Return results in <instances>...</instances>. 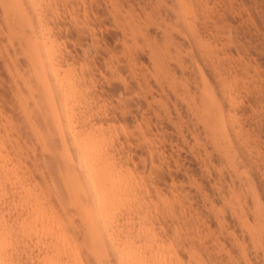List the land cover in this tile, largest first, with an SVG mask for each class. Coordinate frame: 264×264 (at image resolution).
<instances>
[{
    "label": "rangeland",
    "instance_id": "rangeland-1",
    "mask_svg": "<svg viewBox=\"0 0 264 264\" xmlns=\"http://www.w3.org/2000/svg\"><path fill=\"white\" fill-rule=\"evenodd\" d=\"M189 2L185 0V7L183 6V9H181L178 0H44L38 4V9L40 8L39 12L34 14L32 12V6L34 4L30 1H26L23 5H18L7 0L6 2L0 1V123L2 122L4 126L9 124L14 125L15 134L19 137V141L23 145L25 158H27L25 164L33 171L31 173L35 175L33 179H35L37 184L43 186L40 171L47 173V169L43 166L44 161H42L43 158H45L42 157L45 156L43 155L44 151H42L41 144L36 141L37 139L32 135L29 127H26L28 123L19 108L17 98L15 99L17 87L23 90L25 89L21 78H31V66L28 56L29 51L25 40V36L31 34V29L29 30V25L25 23L21 15L22 11L26 10L32 17L34 28L38 29V20H41L40 22L44 30H37L38 32H51L50 41L51 43L53 42L52 45L55 48L54 52L55 54H59L61 61H63L62 64L65 63V69L68 68L67 70L77 76L76 79L82 81L81 84L85 80L83 87L85 86L84 91L87 97L84 96L85 99H88V107L90 106L88 108V113L91 112L93 115L91 117L92 123L94 122L93 125L99 130L102 129L105 132L110 131V138L103 142L107 144L106 149L111 152L113 150L112 154L118 166H124L128 169L129 173L132 172L131 175L134 173L132 177L135 179L137 182L136 185L138 186L135 192L141 202L145 201L144 203H146V205L149 204L147 205L148 209L143 207L142 209H144V212L145 210H151L152 212H150V215L147 217H152L151 220L154 222V226H152V228H154L152 230L154 233L157 232L156 234L159 241L161 239V244L164 245L165 243L164 247L166 246L165 248L168 253L167 264H217L216 262L221 259L220 257H222V261H218L220 264H223V262L224 264H264V133H262L264 132V0H189ZM143 8L146 10H143ZM127 26L130 27L128 28ZM190 26H192V28ZM157 32H159V34ZM172 32L173 37L171 36ZM184 32L186 35H184ZM188 32H201L202 34L199 33V35L205 33L209 35H204V37H202L206 40L211 39L210 41H213V43L210 45V41H207L209 47L211 46L212 49L218 48V54L220 56L224 54L221 61H226L228 64L225 63L230 65L228 69L226 64H220L221 68L225 65L223 69L225 73L227 71V74H229V77H227L226 74L224 75L227 79L233 78L234 70L240 73L236 75L235 72V77L237 78H233V82L229 79L228 84L232 83L230 84L231 86L228 85L230 87L227 86L228 93H219V97L222 96V94L224 95L221 98L222 101L224 100L222 105L224 107L226 106L227 108H225L227 111H230L229 113L232 112L231 114L235 117H233V124L229 126L231 130L236 127L233 131L230 130L233 136H231L232 143H235L234 145L231 144V150L225 143L223 145V142L216 145L213 141V143L210 142L211 140L209 139L205 140L207 136L201 130L196 131L198 134H196L197 137L195 135L193 136L196 132L194 131L191 119H188L187 115H184L187 121L183 120L182 124L181 119L184 118L179 120L175 118V122L171 121L168 118L167 111H169V113L172 112L171 115L176 117L175 109L173 108L174 99L171 98L173 101L169 100L167 104L169 108H165L162 104L163 98H159L162 89H167L171 92V87L164 83L167 86L164 85V87L161 88L162 84H158L157 78H154L158 71L156 64L152 62L153 58L151 52L156 46V41H160L161 43L162 41L164 42L162 43L164 46L160 42L157 45L161 49L165 48V45L170 47L168 49L171 54H175V50L179 49L177 54L178 58L181 56L179 54H183V52L185 54L183 55L184 57L181 56L182 58L180 59H184V63L189 65V70L186 72L190 73L189 71H191V75L188 74L189 76H187L186 73H184V75L181 74L180 71L177 72L176 81H179L177 85H181V80L185 81L189 79L187 77L190 76L192 77H190L189 80H191V84L194 85L193 77H196V80H200L199 69L200 71L204 69L205 75L207 77L210 76L209 66L206 67V64L203 63L197 51L190 47L193 41L190 40L191 38L188 36ZM166 33L169 35H165ZM220 33H224L223 36L225 37L222 38V36L219 35ZM160 34H163L162 38H159L161 37ZM155 36L157 37L156 39ZM184 36L187 38L189 37L188 39L190 41L184 38ZM169 37L171 43L169 42ZM145 38H148L149 40H147L150 43ZM166 38H168V40H166ZM172 39H175V42L177 39L179 44L175 42V44H173ZM184 39H186L187 44ZM144 42L146 43L144 44ZM167 42H169V44H166ZM181 42L185 45H182ZM218 44H220V46ZM221 44L224 47H221ZM141 45L145 47V50ZM173 45H176L177 48ZM178 45H181L183 48ZM216 45L217 48L215 47ZM146 47H148L147 50ZM185 47H189V49ZM141 51L143 53H141ZM189 51H191V54ZM192 52H194V58L196 59L198 57L197 59L201 61L194 59L200 63H198V66L201 67L199 69L195 61L192 63ZM215 53L217 54V52ZM57 54L56 56H58ZM147 54L149 56H147ZM225 54L229 56L226 57L227 55ZM138 56H140V58ZM142 56H144V59ZM62 57H64V60ZM140 59L142 62H140ZM189 59L191 60L189 61ZM172 62L175 61L173 60ZM147 63L150 64L148 65ZM239 65H241L240 68ZM191 66L193 69L190 70ZM142 67H144V70ZM137 68L139 69L138 73ZM192 71H195V73H192ZM243 72L246 74H243ZM147 73L148 75H146ZM141 74L144 77L146 75V77H142ZM137 78L139 83L137 82ZM182 78H184V80ZM144 79H147L145 80L146 82H143ZM85 82H87V84ZM18 84L20 86H17ZM148 86L151 87V89ZM155 86L158 87V90L155 89ZM138 88L142 90H139V92ZM153 88L154 91L152 90ZM140 93L142 94L140 95ZM144 97L147 99L145 98L144 100ZM152 98H154V100ZM254 98H257L256 101ZM148 99L151 101L149 100V102H147ZM156 102H158V104ZM170 104L171 106H169ZM182 105L184 104L180 101L179 106ZM160 106H162V108ZM157 108L159 110L161 109V114ZM10 111L13 113L10 114ZM96 111L97 113H95ZM153 111H156V114ZM182 111L183 116L184 109H182ZM163 113H166L164 115L165 117H163ZM2 115L4 118L6 115V118L3 119ZM156 117L159 120H157ZM155 121H157L158 124ZM164 121L165 123H163ZM156 124L158 127H155ZM179 125L181 127L180 131L179 127H177ZM186 125L189 127L187 128ZM190 127L193 132L191 130L188 131ZM237 129L241 130L236 131ZM163 131L167 134L163 133ZM156 132L160 133V138L157 137L159 134H156ZM181 133L184 135H181ZM186 134H189V136L186 137ZM235 135H237L239 139L235 137ZM241 135H244L242 139L240 138ZM171 136H173V139L170 138ZM198 136L204 141L201 142ZM163 138L168 140L165 141ZM194 138L199 140L200 147H197L198 141ZM247 138H249V141H247ZM162 140H164L163 142H165V144ZM173 140L176 141V146L173 145ZM237 140H240L242 147L237 145L239 144ZM187 141L190 143H186ZM177 142L178 145L182 147H179ZM203 144L205 146H203ZM219 144L221 145L219 146ZM192 145L194 148L197 147V149H194ZM215 145L217 147H215ZM206 147L208 148L206 149ZM247 147H249V149H247ZM180 148H182V150ZM190 148L193 149H191L192 152H190ZM216 148L218 150H216ZM226 149L229 150L228 156L225 155ZM206 150H208V152L210 151V157L212 154L214 155L211 158L208 157V154L205 153ZM178 151L181 154H178ZM194 151H196L194 153V156L197 155L196 157L193 156ZM200 151L204 153L201 154ZM212 151L215 152L213 153ZM198 152H200V155ZM27 153L30 154L28 155ZM220 153L222 154L220 155ZM216 154L218 155L216 156ZM242 155L246 158H243ZM161 156L165 157L163 158ZM218 156H220V158ZM209 158L211 160H209ZM144 160L146 161L144 162ZM36 167L38 169H35ZM35 170L39 173L37 174ZM8 205L9 204H7L6 207L7 209L9 207ZM5 213H7V210H5ZM251 227L253 229H251ZM81 234L82 233H78L79 236H81ZM229 241H232L233 244ZM195 242H197L196 247L194 244ZM23 245L21 241H10L7 243L5 250L13 255L17 253V251L22 250ZM224 245L226 247L228 246V248L226 249ZM222 246L225 247V249H223ZM234 246L236 251L232 249ZM217 247L219 248L218 250ZM244 247L246 249H244ZM205 250L207 254H205ZM218 251L222 254H219ZM245 253L249 254H246L248 259H246ZM231 255H233L236 261L232 259L233 257ZM169 258L170 262L168 263ZM210 258H213V260ZM229 258H231V261ZM258 260H260V262H256ZM23 262L25 263V261L22 260L18 264H23ZM25 264H30V262L27 261Z\"/></svg>",
    "mask_w": 264,
    "mask_h": 264
},
{
    "label": "bare ground",
    "instance_id": "bare-ground-1",
    "mask_svg": "<svg viewBox=\"0 0 264 264\" xmlns=\"http://www.w3.org/2000/svg\"><path fill=\"white\" fill-rule=\"evenodd\" d=\"M0 1L6 2V0H0ZM7 1H11V2L18 4V5H23V3H25L26 1H30L31 3L34 4L32 6L33 7L32 12L34 14L35 13L37 14L39 12V9H40V8L38 9V4H39V2H43L44 0H42V1L41 0H7ZM178 1H179L180 8L183 9V6L185 7V4H184L185 0H178ZM187 1L189 2V0H186V2ZM151 2H150V4H151ZM35 4H37V5H35ZM112 4H114V3H112ZM179 6H178V8H179ZM143 10H146V9L143 8ZM181 11H183V10H181ZM145 13H147V12H145ZM179 13H181V12H179ZM21 15H22L25 23H27L29 25V27H30L29 30L31 29L30 30L31 34L29 36H28V34L25 36L26 45H27V48L29 51L28 56H29V61H30V66H31V78L30 79L29 78L26 79L23 77L21 78L23 81L25 89L23 90L20 87H17V86H20L18 84L16 86L17 92H16L15 99L17 98L19 108L21 109V112L23 113L24 118H25L26 122L28 123V126H26V127H29L32 135L37 139L36 141H38L41 144L42 151H44L43 155H45V156H42V157H45L42 160V161H44L43 166L47 169V173L40 171L41 178L43 180V186L37 184L35 179H33V176H35V175H33V173H31L33 171H31L27 167V165L25 164L27 158H25L26 156L24 155L23 145L20 143L19 137L16 136L17 134H15L14 125L13 124H9V125L6 124L7 126H4V125H2V122H1L0 123V264H18L22 260H24L25 263L27 261H29L30 264H167L168 253H167L166 248H165L166 246L164 247L165 243H164V245L161 244V242H160L161 239L159 241L157 234H156L157 232L154 233V231L152 230L154 228V227L152 228V226H154V224H153L154 222L151 220L152 217L151 218L147 217L148 215H150L151 210H145V212H144V209H142V207L148 209L147 205H149V204L146 205V203H144L145 201L141 202L139 200L140 198L138 197V195L135 192L136 188L138 186L136 185L137 182L132 177L134 175V173H133V175H131L132 172L129 173L128 169H126L124 166L123 167H121L120 165L118 166V164L115 163L114 156L112 154L113 150H112V152L109 150L110 151L109 152L106 149L107 144H105L103 142L107 141L110 138V135H111V133H109L110 131L109 132L107 131L108 132L107 133V132L103 131L102 129L99 130L93 125L94 122L92 123L91 117L93 115L91 112L88 113L89 112L88 108L90 106L88 107V99L87 98H86L87 100L85 99V96L87 94L84 91L85 86L83 87V83L85 80L81 84L82 81L77 80L76 79L77 76H75L72 72L67 70L68 68L65 69V66H64L65 63L62 64L63 61H61L59 54L56 53L58 55V56H56V54L54 52L55 48L52 45L53 42L51 43V41H50V39H51L50 33L51 32H45V31L38 32V31H40V29L44 30L42 23L40 22L41 20H38V29H37V28H34L32 17L29 15V12H27L26 10H23ZM191 22H192V20H191ZM193 23H194V21H193ZM190 27L192 28V26H190ZM157 33L159 34V32H157ZM168 33H166L165 35H167ZM181 33H183V32H181ZM188 33H189L188 36H190V38H191L190 40L193 41V42L191 41L192 45L190 47H192L193 50L197 51V53H198L199 57L201 58V60L203 61V63L206 64L205 66L206 67L209 66V72H210L209 75L210 76L207 73L206 74L210 78L205 75V73L203 71L204 69L200 71L199 68H201V67L198 66L200 63L197 62L200 60L197 59L198 58L197 57L196 58L197 61H195L196 60L194 58L195 55L193 54L195 52L194 51V52H192V54H193L192 63H194L193 61H195L196 65L199 69V79L200 80L197 79L198 80L197 81L195 79L196 77H193L192 78V79H194V85H193V84H191L192 81L189 80L190 77H192V76H190V77H187L189 79H186L185 81L181 80V82H182L181 85H179V84L177 85V82H179V81H176L177 72L180 71L181 74L186 73L187 76H189L188 74L191 75V71H189L190 73L186 72L189 70V68H188L189 65H186L184 63V61H183L184 59L183 60L180 59V58H182L181 56L185 55L183 52V49H182L183 54L182 53L179 54L181 56H180V58H178L177 54L179 52V49H176V50L174 49L176 53L171 54L169 52V49H168L170 47H167V45H165L166 47L161 49L157 46L160 41L159 42L156 41L157 42V43H155L156 46L154 47V49H152V52H151L152 58H153L152 62L156 64V68L158 71L156 74V77H154V78H157L158 84L159 83L162 84L161 88L164 87V85H166V84L170 85L171 92H172V93L169 92V90H167V89H162V91L160 90L162 93H161V96H159V98L160 97L163 98V100L162 99H160V100H162V104L165 106V108H169L167 105L169 103V100L171 101L172 100L171 98L174 99L173 108L175 109L176 117H173L171 115V113H172L171 111H170L171 113H169V111H167L168 118L171 121L175 122V118H177L178 120L181 118H184V119H181L182 120L181 124H182L183 120L187 121L186 117H184V115H187L188 119H191V123L194 126L193 127L194 131L196 132L197 130H201L207 136V138H205V140L209 139V140H211L210 142L213 141L214 144H216V145L218 143L223 142V145L225 143L226 146L228 145L229 149H230L231 144L232 145L235 144V143L234 144L232 143V139H231L232 135L230 132L231 128L229 127L234 122V120H233L234 115L231 114L232 112L229 113L230 111H227L226 106H225L226 107L225 108L222 105L224 100L222 101L221 98L224 95L222 94V96L219 97V93L220 94H221V92H223L224 94L228 93L227 92V90H228L227 86L233 82V78H235V79L237 78L235 76L239 73V71L236 72L237 70L236 71L234 70V75L230 73L231 75H233V78L227 79V77H229L228 76L229 74H227V71L225 73V71L223 69V68H225V65L223 68H221V66H220L221 63L222 64L227 63L226 61H225L226 63L221 61V58H223L222 56L224 54L222 56H220L218 54L217 45L215 46L217 49L213 48L214 50L212 49L211 46L209 47V45L211 43H213V41L211 42L210 41L211 39L206 40L205 38H203L204 35H208V34L205 33L203 35H199V33L202 34L201 32H199V33L198 32H188ZM162 35H161V37H159V36L158 37L162 38ZM184 35H186V33ZM210 35H211V33H210ZM219 35H221L222 38L225 37V36H223L224 33L223 34L220 33ZM171 36L173 37V32H172ZM230 36H231V34H230ZM156 38L157 37L155 36V39ZM184 38H187V37L184 36ZM210 38H211V36H210ZM145 39L147 40L148 38H145ZM166 40H168V38H166ZM184 40L186 43V39H184ZM184 40H183V42H184ZM190 40L188 39V41H190ZM180 41H181V39H180ZM207 41H210L209 45H208ZM146 42H144V44ZM169 42L171 43L170 37H169ZM169 42H167L166 44H169ZM172 42H173V44H175V43H178L179 41L177 42V39H176V42H175V39H172ZM183 42H181L182 45L184 44ZM217 42H219V41H217ZM162 43H164V42L162 41ZM152 44H154V43H152ZM214 44H216V43H214ZM225 44H227V43H225ZM143 45H141V46L144 49L145 47H143ZM162 45L164 46V44H162ZM162 45H161V47H162ZM218 45L220 46V44H218ZM168 46H170V45H168ZM178 46H181V45H178ZM222 46L223 45L221 44V47ZM148 47H146V50L148 49ZM176 48H177V46H176ZM185 48L189 49V47H185ZM209 48L212 50H210ZM228 49H230V48H228ZM193 50H191V51H193ZM191 51H189L190 54H191ZM215 52H217V54ZM141 53H143V52L141 51ZM145 54H146V52H145ZM142 55H144V54H142ZM225 55H227V54H225ZM140 56H138V57L140 58ZM147 56H149V55L147 54ZM228 56L229 55H227L226 57H228ZM64 57H62L63 60H64ZM142 58L144 59V56H142ZM173 60L175 62H172ZM190 60L191 59H189V61ZM185 61H187V60H185ZM219 61H221V62H219ZM140 62H142V60ZM147 64L149 65L150 63H147ZM147 64H145V65H147ZM189 64H191V63H189ZM192 65H194V64H192ZM227 66L229 69L230 65H227ZM240 66L241 65H239V68H240ZM195 67H194V70H195ZM138 68H137V73L139 71ZM142 68L144 70V67H142ZM148 68H146V69H148ZM140 69H141V67H140ZM191 69H193L192 66H191L190 70ZM243 69H245V68H243ZM205 70H206V68H205ZM238 70H240V69H238ZM246 71H248V70H246ZM153 72H154V69H153ZM235 72H236V75H235ZM140 73H141V71H140ZM148 73L146 75H148ZM192 73H195V71L194 72L192 71ZM225 74L227 77L224 76ZM243 74H246V73L243 72ZM18 75H20V74H18ZM146 75H145V77H146ZM150 75H151V73H150ZM247 75H248V72H247ZM141 76L144 77L142 74H141ZM139 77H140V74H139ZM181 77H183V76H181ZM149 79L151 80L150 76H149ZM182 79L184 80V78H182ZM229 79L232 80V82L230 81L231 82L230 84H228ZM145 80H147V79H144L143 82H146ZM15 81H16V79H15ZM137 82H138V78H137ZM85 83L87 84V82H85ZM147 83H148V81H147ZM164 83H166V84H164ZM158 84H156V85H158ZM151 86H153V85H151ZM230 86H228V87H230ZM146 87H147V85H146ZM149 88L151 89V87H149ZM149 88H145V89H149ZM155 89L158 90V87L155 86ZM139 90H142V89L138 88V91ZM152 90L154 91V88ZM142 92H144V91H142ZM141 94L142 93H140V95ZM151 94H152V92H151ZM258 95H260V94H258ZM151 97H152V95H151ZM145 98L146 97H144V100H145ZM154 98H152V99L154 100ZM256 99H255V101H256ZM149 100L150 99H148L147 102H149ZM157 100H158V98H157ZM180 101L184 105L179 106ZM236 101H237V99H236ZM90 103H91V101H90ZM156 103L158 104V102H156ZM150 105H151V102H150ZM13 106H14V104H13ZM162 106H160V107L162 108ZM169 106H171V104ZM138 109H140V108H138ZM182 109H184L183 116H182V113H183ZM159 111H160L159 113L161 114V109ZM153 112L155 113L156 111H153ZM185 112H186V114H185ZM11 113H13V112L10 111V114ZM95 113H97V111ZM165 114L163 113V117H165L164 116ZM157 116H159V115H157ZM254 116H256V115H254ZM5 118H6V115H5ZM5 118L3 116V119H5ZM160 119H161V117H160ZM157 120H159V119L157 118ZM160 121H162V120H160ZM155 122H157V121H155ZM167 122H168V120H167ZM163 123H165V121ZM187 123H183V124H187ZM157 124H158V122H157ZM157 124L155 127H158ZM188 125H186L187 128L189 127ZM258 125H259V123H258ZM258 125H256V126H258ZM165 126H168V125H165ZM177 127H179V131H180V128H181L180 125ZM232 127H235V126H232ZM16 128H18V127H16ZM161 128H162V126H161ZM166 128H168V127H166ZM22 129H24V128H22ZM233 129H236V127ZM233 129L231 131H233ZM150 130H152V129H150ZM181 130L184 131L185 128H184V130L183 129H181ZM189 130L192 131L191 127L188 129V131ZM240 130L237 129L236 131H240ZM261 130H263V129H261ZM175 132H176V130H175ZM252 132H254V131H252ZM157 133L158 132H156V134ZM163 133H165V132L163 131ZM177 133L179 134L178 130H177ZM262 133H264V132H262ZM151 134H153V133H151ZM158 134L159 135L157 137L160 138V133H158ZM165 134H167V133H165ZM178 134H176V135H178ZM196 134H197V132L195 134H193V136L194 135L196 136ZM239 134H241V133H239ZM181 135H184V134L181 133ZM237 135H238V133H237ZM237 135H235V137H237ZM244 135H241L240 138L242 139L244 137ZM247 135H248V133H247ZM165 136H164V138H165ZM168 136H170V135H168ZM185 136L187 137V136H189V134L188 135L186 134ZM199 136H200V134H199ZM249 136H251V135H249ZM259 136H261V135H259ZM172 137L173 136H171L170 138H172ZM191 137H192V135H191ZM202 137H203V135H202ZM254 137H256V136H254ZM172 139H170V140H172ZM248 139L249 138H247V141H249ZM164 140L167 141L168 139L167 140L164 139ZM164 140H162V142ZM178 140H179V138H178ZM190 140H191V138H190ZM195 140L198 141L197 147H200L199 146V143H200L199 140H201V138L199 137V140H197V139H195ZM240 140H237V141H239V144H237V145L241 146ZM144 141H145V139H144ZM173 141H172V143H174L173 145H175L176 144L175 142L177 140L174 142ZM202 141H204V140H201V142ZM251 141H252V139H251ZM205 142H208V141H205ZM243 142H245V141H243ZM163 143L165 144V142H163ZM186 143H188V141ZM188 144H186V145H188ZM177 145H178V142H177ZM208 145H209V143H208ZM216 145H215V147H217ZM220 145L221 144H219V146ZM242 145H243V143H242ZM203 146H205V145L203 144ZM31 147H29V148H31ZM138 147H139V145H138ZM179 147H182V146H179ZM192 147H193V145H192ZM197 147H195V148L197 149ZM153 148H155V147H153ZM188 148H186V149H188ZM207 148L208 147H206V149ZM212 148H213V146H212ZM148 149H150V148H148ZM162 149H163V147H162ZM180 149L182 150V148H180ZM191 149L192 148L189 149L190 152H192ZM202 149H204V148H202ZM231 149H232V147H231ZM247 149H249V147H247ZM189 150H188V152H189ZM216 150H218V149L216 148ZM222 150H223V146H222ZM226 150H225L226 151L225 155L228 156L229 150L228 149H226ZM240 150H242V149H240ZM206 151L208 152V150H206ZM206 151H205V153L208 154V157H210L209 156L210 151L208 153ZM114 152H115V150H114ZM195 152L196 151L193 152V156H194ZM200 152H198L199 155H200ZM222 152H224V151H222ZM244 152H245V149H244ZM246 152H247V150H246ZM202 153H204V152H201V154ZM249 153H251V152H249ZM141 154H142V152H141ZM164 154H165V152H164ZM178 154H181V153L179 152ZM221 154L222 153H220V155ZM245 154H247V153H245ZM156 155H157V153H156ZM191 155H192V153H191ZM213 155L214 154H212L211 157ZM217 155L218 154H216V156ZM196 156H194V157H196ZM201 156H200V158L202 159L203 156L202 157ZM161 157H163V156H161ZM218 157L220 158V156H218ZM242 157H243V155H242ZM260 157H262V156H260ZM143 158H144V156H143ZM205 158L207 159L206 156H205ZM210 158H209V160H211ZM240 158H241V156H240ZM243 158H246V157H243ZM225 159H226V157H225ZM261 160H262V158H261ZM145 161L146 160H144V162ZM34 162H35V159H34ZM34 166H35V164H34ZM178 166H179V164H178ZM142 168H144V167H142ZM35 169H38V168L36 167ZM258 169H259V167H258ZM36 171L37 170H35V172ZM210 172H212V171H210ZM36 173L38 174L39 172H36ZM171 173H172V171H171ZM258 173H259V171H258ZM45 174H47V175H45ZM247 186H248V184H247ZM143 195H144V193H143ZM236 202H237V200H236ZM7 204H9L8 209L6 208ZM5 210H7V213H5ZM141 212H143V213H141ZM248 216H250V215H248ZM261 219H262V217H261ZM262 221H263V219H262ZM248 224H249V222H248ZM251 229H253V228L251 227ZM78 233H82L81 234L82 237L79 236L80 234L78 235ZM250 233H252V232H250ZM253 234H255V233H253ZM233 236H235V235H233ZM80 237H81V239H80ZM190 239H191V237H190ZM15 240L23 242V244H24L23 249L20 251H17V253H15L13 255H11V253H8L5 250V247H6L8 242L15 241ZM235 240H233V241H235ZM196 243L197 242L194 243L195 247H196ZM230 243L233 244L232 241ZM205 244H207V243H205ZM241 244H244V243H241ZM216 246H218V245H216ZM243 246H245V245H243ZM225 247L222 246L223 249H225ZM232 247H233V245H232ZM227 248H228V246L226 247V249ZM218 249L219 248L217 247V250ZM232 249H234L236 251L235 246ZM244 249H246V248L244 247ZM16 250H18V249H16ZM204 252H206L205 254H207L206 250ZM220 253L221 252H219V254ZM246 254H248V253H245L246 259H248ZM233 255L236 256L235 254H233ZM233 255H231V256L233 257ZM243 255H242V257L244 258ZM223 256H224V254H223ZM229 257H230V255H229ZM170 258H169L168 263L170 262ZM220 258L221 259H219L218 261H222V257H220ZM235 258H237V257H235ZM210 259L213 260V258H210ZM229 259L231 261V258H229ZM232 259H234V257ZM204 261H206V260H204ZM214 261H215V259H214ZM218 261L217 262L215 261V262L217 264L218 263L220 264V262H218ZM230 261H228V262H230ZM250 262H252V261H250ZM250 262H248V263H250ZM256 262H260V260H258ZM25 263L23 262V264H25ZM223 264H224V262H223ZM254 264H256V263H254Z\"/></svg>",
    "mask_w": 264,
    "mask_h": 264
}]
</instances>
